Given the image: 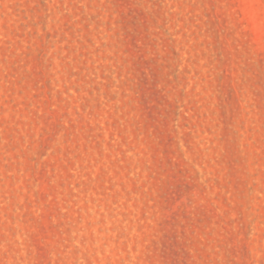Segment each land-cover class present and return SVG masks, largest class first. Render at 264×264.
<instances>
[{
    "label": "rangeland",
    "instance_id": "374dc122",
    "mask_svg": "<svg viewBox=\"0 0 264 264\" xmlns=\"http://www.w3.org/2000/svg\"><path fill=\"white\" fill-rule=\"evenodd\" d=\"M0 264H264V0H0Z\"/></svg>",
    "mask_w": 264,
    "mask_h": 264
}]
</instances>
